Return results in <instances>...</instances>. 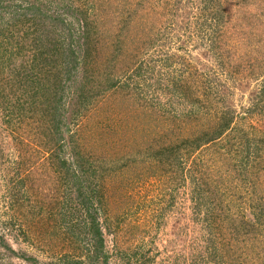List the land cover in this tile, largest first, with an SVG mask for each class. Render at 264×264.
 I'll use <instances>...</instances> for the list:
<instances>
[{"label": "rangeland", "instance_id": "374dc122", "mask_svg": "<svg viewBox=\"0 0 264 264\" xmlns=\"http://www.w3.org/2000/svg\"><path fill=\"white\" fill-rule=\"evenodd\" d=\"M55 12L99 56L52 96L16 41ZM0 37V264H264V0H11Z\"/></svg>", "mask_w": 264, "mask_h": 264}, {"label": "trees", "instance_id": "16d2710c", "mask_svg": "<svg viewBox=\"0 0 264 264\" xmlns=\"http://www.w3.org/2000/svg\"><path fill=\"white\" fill-rule=\"evenodd\" d=\"M8 1L11 0H0V3ZM210 1L212 2V0ZM35 4L36 3H31L30 7L34 5V8L40 9ZM81 13H83V11H81ZM46 17L47 22L42 20L39 21V25L42 28L40 32L38 29H36V31H34V34L30 35V32L27 31L26 35L23 36V38H19V40L16 41V45L19 50L18 53L21 54L20 56L24 58V61L27 59L29 60V57L27 56L32 55L34 66L40 67L41 69H46V74L53 79V90H50V93H52V96H55L58 94L57 92L62 87V80L58 79L59 75L64 72L62 68L67 70L68 73L76 69L77 66H81L83 70H86V67L92 64L94 62V59L99 56V40L97 37H95L93 28L91 26L92 24L86 18L83 19L85 20V22L83 20L81 21L82 32H80L78 34L79 36H77L75 31L73 30V27L69 25L60 14L55 12L54 15H47ZM20 22H22V26H25V28L27 29L32 25L36 27V23L32 22L31 19ZM20 22H17V24ZM15 24L16 23H13L12 26L14 27ZM43 28L44 30H48V35L47 33H44ZM5 39L9 38L0 37V57L8 55V52L6 51L8 49L6 48L7 43ZM44 45H46L47 47H45ZM30 52H32L33 54H31ZM7 58L11 59L10 57ZM23 72L24 74L16 75V77L20 76L16 81L17 86H21L23 84V78L28 76L25 71ZM66 79L70 80V76ZM85 80H87L86 77ZM113 85L115 84L108 83V85L105 87L107 88ZM76 90L79 93L85 94V96L79 95L80 98L87 97L88 91L86 90L85 83L81 84L80 87ZM221 133V130L213 131L212 133H208L201 137V140L206 142L213 141L218 138ZM69 165L70 164H68L64 159L63 161H61V167L63 168ZM93 199L94 194H91L84 196L80 202L82 210L86 214L85 217L88 221H90L89 223H84L83 227L89 233L90 238H92V240L95 242L94 250L96 251V254L93 258L94 260H96L103 247V233L102 227L96 221V214L98 211L94 207ZM261 211L263 210H260L259 214L263 213ZM258 223H260V221ZM243 229L244 228L239 229V231ZM66 264L71 263L67 262ZM73 264H80V262L77 261Z\"/></svg>", "mask_w": 264, "mask_h": 264}]
</instances>
